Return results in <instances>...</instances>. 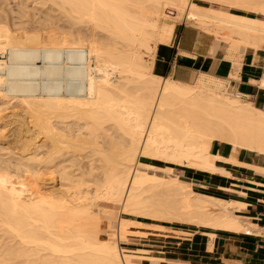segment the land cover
<instances>
[{
  "label": "bare ground",
  "instance_id": "6f19581e",
  "mask_svg": "<svg viewBox=\"0 0 264 264\" xmlns=\"http://www.w3.org/2000/svg\"><path fill=\"white\" fill-rule=\"evenodd\" d=\"M51 4L72 26L90 25L105 37L96 47L83 45L84 35L74 34L77 29L69 30V39L44 42L38 34L28 36L0 26V113L7 114L13 98L8 97L18 95L21 112L8 114L22 120L24 114L27 121L18 122L14 138L22 141V133L35 128L51 143L47 147L42 140L47 149L39 144L46 150L41 156L36 153L41 147L30 148L29 140L23 144L17 140L21 151L17 157L12 154L15 163L9 161L13 157L8 161L0 157V264H145L147 250L120 248L118 242L127 237L147 239L149 229L176 236L192 233L119 217L116 241L110 232L116 207L159 222L250 233L253 226L235 215L245 204L192 191L175 175L174 167L231 178L224 167L242 164L234 156L211 154L210 146L218 141L232 146L233 154L240 149L264 154V111L229 97L223 81L206 80L201 74L192 87L156 76L151 69L157 44H168L174 31V24H160L163 9L170 7L177 12L175 18L182 17L203 32L225 31L233 63L230 77L236 78L241 55L264 46V20L212 5L264 16V0H52ZM59 65L66 69L64 78L56 77ZM41 69L44 77L53 78L51 82L36 81ZM79 72L84 75L80 82H68ZM257 84L264 88V79ZM87 149L97 157L78 163L84 157L80 152ZM139 157L163 166L141 162ZM247 167L264 175L262 168ZM42 168L50 179L40 180ZM101 202L107 205L100 207ZM214 234L204 235L207 250L212 249ZM159 257L148 264H191L182 256Z\"/></svg>",
  "mask_w": 264,
  "mask_h": 264
},
{
  "label": "crops",
  "instance_id": "0c3cea01",
  "mask_svg": "<svg viewBox=\"0 0 264 264\" xmlns=\"http://www.w3.org/2000/svg\"><path fill=\"white\" fill-rule=\"evenodd\" d=\"M214 7L247 15L245 10L218 5ZM249 16L257 18L253 11H249ZM239 62L237 77H230L233 63L228 59L227 45L217 44L211 36L194 27L179 25L174 28L168 44L156 47L152 69L154 75L181 84H191L201 74L221 80L231 93L240 95L253 107L263 111L264 88L257 83L264 79V52L261 48L255 51L247 49ZM232 150L229 144L218 141L210 146L211 154L227 159L234 156L242 164L224 167L231 178L193 171L189 173L188 179L203 188L214 190L222 200L245 204L244 210L234 214L246 219L244 223L253 227L250 233L201 228V242L191 243L185 257L177 255L191 264H264V175L247 167L264 169V154L244 149L233 154ZM225 189H232L233 192L226 193ZM211 232L215 233V239L212 249L207 250L208 238L204 235Z\"/></svg>",
  "mask_w": 264,
  "mask_h": 264
},
{
  "label": "rangeland",
  "instance_id": "374dc122",
  "mask_svg": "<svg viewBox=\"0 0 264 264\" xmlns=\"http://www.w3.org/2000/svg\"><path fill=\"white\" fill-rule=\"evenodd\" d=\"M54 1L56 2V0H54ZM51 2H52V0H50V1L49 0H0V26L8 28L9 31H11V32L15 31L16 33H24V34H26L28 36L33 35V34H38V35H40V38H42L43 41L45 40L44 42H47V40L49 38H52L53 40H55V42H61V40L63 41L64 38L67 39L69 37V35H67V33H69V30L71 32H74V30L79 29V30L75 31L74 34L76 35V33H77V34L81 35V37L84 35L82 38H83V40H85V42H82L81 44H83V45L91 44L92 46H95V47L100 45V38L101 37L104 38L105 37L104 36L105 33H102L101 31H97V30H96L97 32L95 30L93 31V29H91L90 25H82V26L79 25L78 26V24H77L75 26H72L71 20L67 16H65V14L62 13L58 9V7H56L54 4H51ZM212 6L214 7V6H217V5H212ZM219 6L223 7V5H219ZM226 7H229V6H226ZM52 8H53L54 12H52L53 11ZM45 9L47 11H45ZM166 10H173L175 12L174 16H168L166 14ZM245 11H246L245 14L249 15V11H247V10H245ZM47 14H49L48 16H52L53 19L54 18H56V19L52 20L51 18L46 16ZM163 15H165L164 16L165 18L163 17ZM175 16H177V12L174 9H172L170 7H165L163 9V11H162V17L163 18L161 17V21H160L161 23L160 24H171V25L174 24L173 25L174 28L176 26L181 25V24H182V26H184V25L185 26H191V27H194V28L198 29L199 31H201L204 34H207V35L211 36V39L216 41L217 44H221L222 43V44L225 45V41H224L225 31H219V33H217V34L214 33L211 30H208L207 32L204 30V32H203V29L201 30L200 26L199 27H198V25L194 26L195 24H191V23H189V25H187V22L184 21V19L182 17L179 20V18L178 17L175 18ZM172 18H175L174 19V23H173V19ZM257 18L264 20V16L261 15V14H257ZM178 21H180L181 23L178 22ZM50 23H52V24H50ZM80 30H81L82 33H79ZM93 32L96 33L95 37H93L94 35L92 36ZM57 36H59V37H57ZM45 37H47V38H45ZM102 38H101V40H102ZM58 39H59V41H57ZM158 45L159 44H157V46ZM259 48H261V47H259ZM153 58H154V56H153ZM146 59L149 60L151 58H149V57L146 58V56H145V60ZM152 61H153V59H152ZM23 63H25V64L29 63L30 65H32V64L38 65V64H36V61H33V62L24 61ZM74 65L84 66V67L87 66L86 63H78V62H75ZM65 70L66 69L64 67L60 66L59 73L57 74L56 77L64 78ZM151 70H152L151 72L153 74H155L153 72V69H151ZM82 77H84V75L81 74V72H79V73L75 74L74 77H72V80H68V82H72L74 84H77L78 82H80V78H82ZM199 77L193 83L188 84V85H190L192 87L196 86ZM205 77H206L205 78L206 80L207 79L209 80L210 78L211 79H215V78L209 77V76H205ZM43 78L46 79V82H48V83L51 82V80L53 79V78L44 77V70L41 69L40 73H39V76L36 78V81L39 82ZM222 88H223V91L225 93H227L229 97H232V98L238 97V99L240 101L246 102V100L244 98H242V97H240V96H238L236 94L231 93L229 90L226 89V87H222ZM10 98H12V100L10 101V104L12 103V105H10L8 113L10 111H14V112L20 113L21 112L20 111L21 108L19 107L18 103L16 102V99L18 98V95L8 97V99H10ZM8 113L5 114L4 116H3V114L1 115V113H0V131H1L2 128L5 129V130H2L0 132V147H1L0 150L2 149V152H3L4 151L3 148H5V151L3 153L0 151V157H1L2 160L5 161L6 157L7 158L8 157L9 158L13 157L14 158L13 161H14L15 157L19 156V153H20L19 151H21V143H22V141H23V143H27L25 140H29L28 143L31 144V147L29 146L30 148H32L33 146L35 147L36 145L39 146V144L41 145L43 143H45V145L47 147L51 144L50 142L47 143L48 139L47 140L44 139V138H46L45 135L43 133H38L39 131H37L35 128L34 129L32 128V129L29 130V131H32L33 133L29 132L30 133L29 134L28 131H27L28 136H27V133H25V132H24L25 134L22 133V141L21 140L19 141V139H17L19 142H21V143H19L14 138V136H13L14 134H12V133H13L14 129L16 128V126L18 125V122L27 121V117L24 114H22V116L25 117L24 120H22L21 118H18V117L13 116V115L11 116ZM37 134H38V136H37ZM40 134H42V135H40ZM34 136H37V137H35V138H37L36 140H35ZM12 138H14V139H12ZM41 142H43V143H41ZM46 143L49 144V145H47ZM41 146H44V144L41 145ZM41 146H39V147H41ZM42 148L43 147H41L40 150H42L43 153L40 150L38 152H36V153L40 152L39 154H41V156L46 151L45 150L46 147L44 149H42ZM9 149H10L11 153H10ZM16 150H17V153H16ZM32 151L34 152V150H31V152ZM6 152H7V155H6ZM88 152H90L89 149L84 150V152L83 151L80 152L81 154L83 153L82 156H84V157H82V158L79 157L78 158V163H79V161L81 159V161L86 164L87 163V162H85L86 159L88 161L89 157H91V155L92 156L94 155V153H92V152L88 153ZM1 153L2 154L5 153L4 157H3V155ZM8 153H10L11 156L10 155L8 156ZM26 153H29V151L26 152ZM12 154L15 157L12 156ZM22 155H23V153H22ZM95 157H97V156L94 155L93 159ZM9 158L6 161H8ZM83 158H85V161H83L84 160ZM11 159L12 158H10V160H9L10 163L14 164L15 161L11 162ZM138 160L141 161V162L149 163V164L154 165V166H158V167L159 166H163L162 164H157L154 161L146 160V159H143V158H140V157L138 158ZM75 162H73V163H75ZM85 164H83V165H85ZM74 165L76 166V163ZM74 165L71 167L72 169L75 168ZM38 169H39V167H38ZM12 171L14 172V169ZM40 171L42 173V177L40 178V180L41 179L48 180V179L51 178V176L48 173L45 175V173H46L45 171L46 170L43 169V170H40ZM13 172H11V173L13 174ZM190 172H193V171H188V170H185V169H181L179 167H174L175 175H177L180 180L188 183L190 185V188L192 189V191H194L196 193H199V194H203V195H207V196H211V197H215V198H219L220 199V196H218V193H216L214 190L203 188L198 183L191 182L188 179V175H189ZM22 174L20 172L19 175H22ZM23 175L21 177H23ZM43 175L46 176V177H48L47 175H49V178H46ZM54 177H56V175H54ZM44 178H46V179H44ZM104 205H107V204H104V202H101L99 204L100 207H103ZM115 214H116L117 218L115 220L111 221V223H110V232L115 235L114 238L116 239V241H117V232L116 231H117V228H118V218L119 217L120 218H126V219H134V220H137V221H140V222H143V223H149V224H160V225H165V226H170V227L179 226V227H182L185 230L192 231V233H190V234H183V236L182 235H177L176 236L175 234H168V232H164V233L163 232H156L157 230L153 231V229H149L147 231V233H146V235L148 234L147 235V239H145V238H136V237H127L125 239V242H121V241L118 242V245H119L120 248H127V249H130V250H133V251L147 250L148 252L143 254V256H145V258H144V261H146L145 264H148L149 262H147V261H150V259H157V257H159V256H160L159 258H163V259H168V257L169 258L170 257H174L175 255H179V254L182 255L183 257H185V254H187V250L189 249V245L191 243L199 244V242H201V238H203V237H201L202 235L199 233L200 231H203V229H201V228L199 229V228H197L195 226L183 225V224H178V223L159 222L158 220L149 219V217L146 218L145 216H144L145 217L144 218L143 216H140V215L132 216L131 214L123 213L121 207H116L115 208ZM193 231H196L197 233L195 234ZM161 233H163V234H161ZM188 236H190V237H188ZM170 237H172V238H170ZM205 241H206V239H204V242Z\"/></svg>",
  "mask_w": 264,
  "mask_h": 264
},
{
  "label": "built area",
  "instance_id": "2783aa9c",
  "mask_svg": "<svg viewBox=\"0 0 264 264\" xmlns=\"http://www.w3.org/2000/svg\"><path fill=\"white\" fill-rule=\"evenodd\" d=\"M166 14H167L168 16H174L175 12H174L173 10H166ZM181 25H182V24H181ZM262 51L264 52V46H263V48H262ZM263 111H264V102H263ZM245 235L249 236V234H245Z\"/></svg>",
  "mask_w": 264,
  "mask_h": 264
},
{
  "label": "trees",
  "instance_id": "16d2710c",
  "mask_svg": "<svg viewBox=\"0 0 264 264\" xmlns=\"http://www.w3.org/2000/svg\"><path fill=\"white\" fill-rule=\"evenodd\" d=\"M172 227H174V228H182V227H179V226H172ZM183 229V228H182Z\"/></svg>",
  "mask_w": 264,
  "mask_h": 264
}]
</instances>
